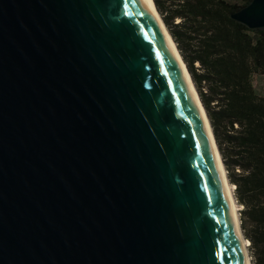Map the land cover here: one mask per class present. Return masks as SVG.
Here are the masks:
<instances>
[{
    "label": "water",
    "instance_id": "obj_1",
    "mask_svg": "<svg viewBox=\"0 0 264 264\" xmlns=\"http://www.w3.org/2000/svg\"><path fill=\"white\" fill-rule=\"evenodd\" d=\"M231 17L264 28V0ZM158 23L145 0H0V264H247Z\"/></svg>",
    "mask_w": 264,
    "mask_h": 264
},
{
    "label": "trees",
    "instance_id": "obj_2",
    "mask_svg": "<svg viewBox=\"0 0 264 264\" xmlns=\"http://www.w3.org/2000/svg\"><path fill=\"white\" fill-rule=\"evenodd\" d=\"M249 1L153 0L207 111L254 264H264V95L253 84L264 77V28L231 17Z\"/></svg>",
    "mask_w": 264,
    "mask_h": 264
},
{
    "label": "bare ground",
    "instance_id": "obj_3",
    "mask_svg": "<svg viewBox=\"0 0 264 264\" xmlns=\"http://www.w3.org/2000/svg\"><path fill=\"white\" fill-rule=\"evenodd\" d=\"M145 3L147 4V6L149 7V9L151 10V12L153 13V15L155 16L156 20L159 21V26L162 30V33H163V37L165 38L170 50L173 52L175 58H176V61L181 69V72L182 74L185 76V78L187 79V82L190 84L191 86V82H190V79H189V76H188V73L184 67V64L183 62H181L182 60H180L179 58V55L177 53V50L175 49V45L174 43L172 42V40L170 39L169 35L167 34L165 28L163 27L162 24H160V20H159V17L158 15L156 14L154 8H153V4H152V1L151 0H145ZM194 91V90H193ZM195 92V91H194ZM196 95V94H195ZM199 110H200V114H201V118L203 120V123L205 125V128L209 134V138H210V141L211 143L213 144V149H214V154H215V157H216V160L218 162V165H219V168L221 169V172H222V176H223V186H224V190H225V193L227 195V199H228V203H229V207H230V210H231V213H232V216H233V219H234V222H235V225H236V229H237V232L239 234V238L241 240V244L243 246V250L246 254V263L247 264H251V261H250V258H249V254H248V251H247V244H248V241L245 240V238L243 237L242 235V232H241V228H240V219H239V214H238V204L236 203L235 199H234V196L232 194V184L228 181L227 179V176H226V171L223 167V163L221 161V158H220V154L218 152V149L216 148L215 144H214V140L212 138V132H211V129L208 125V120H207V115H205L204 111L202 110L201 106L199 105Z\"/></svg>",
    "mask_w": 264,
    "mask_h": 264
},
{
    "label": "rangeland",
    "instance_id": "obj_4",
    "mask_svg": "<svg viewBox=\"0 0 264 264\" xmlns=\"http://www.w3.org/2000/svg\"><path fill=\"white\" fill-rule=\"evenodd\" d=\"M164 24V23H163ZM165 26V25H164ZM165 30L167 31V29H166V27H165ZM178 50V49H177ZM179 53V52H178ZM182 62L184 63V61L182 60ZM184 65H185V67H186V71L188 72V75L191 77V79H192V76H191V74L189 73V71H188V69H187V66H186V64L184 63ZM193 81V80H192ZM194 83V82H193ZM253 84H254V86H255V89H256V91L260 94V95H264V77L263 76H254L253 77ZM194 86H195V84H194ZM195 88H196V86H195ZM196 90H197V88H196ZM197 93H198V90H197ZM198 95H199V93H198ZM205 109V108H204ZM205 112H206V115H207V111H206V109H205ZM210 123V122H209ZM212 129V128H211ZM213 132V131H212ZM221 155V154H220ZM226 176H227V173H226ZM227 179H228V177H227ZM229 181V180H228ZM232 194H233V196H234V185L232 184ZM234 198H235V196H234ZM235 201H236V199H235ZM236 203H237V201H236ZM238 204V203H237ZM238 214L240 215V211H241V209L243 208L242 207V205H240V204H238ZM242 229V228H241ZM242 233H243V230H242ZM243 235H244V233H243ZM245 237V236H244ZM249 246H250V242L248 241V246H247V251H248V254H249V258H250V261H251V263L252 264H254V262H255V260H254V255H253V253H252V251H250V249H249Z\"/></svg>",
    "mask_w": 264,
    "mask_h": 264
}]
</instances>
